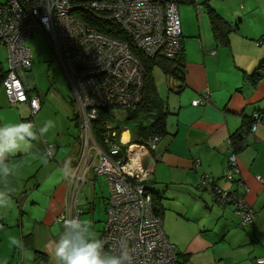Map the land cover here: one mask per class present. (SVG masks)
Here are the masks:
<instances>
[{
	"label": "crops",
	"instance_id": "1",
	"mask_svg": "<svg viewBox=\"0 0 264 264\" xmlns=\"http://www.w3.org/2000/svg\"><path fill=\"white\" fill-rule=\"evenodd\" d=\"M194 1L201 11L187 0L178 1L186 4L178 5L184 75L182 81L176 79L178 85L169 93L170 114L157 154L141 155L147 174L143 185L159 202L163 229L175 247L179 264H254V258L264 256V183L257 178H264V66L260 67L264 65V40L255 43L264 35V0ZM209 9L231 27L224 43L213 35ZM204 90L209 91L210 101L193 105L192 101ZM33 94L40 97L38 92ZM46 106L42 103L38 112ZM254 114L261 117L255 123L256 129L244 134L240 147H235L229 140L234 141L235 134L251 127ZM29 115L28 104H9L1 86L0 128L23 123ZM36 116V138L30 140V148L0 160V168L10 170L8 175L0 172V246L9 242L7 249L17 256L13 239L25 242L41 236L48 252L35 256L34 264H48L50 260L58 264L55 250L62 235H53L52 227L69 220L75 205L67 177L57 176L54 184L49 180L57 165L73 170L74 163L72 159L65 162L68 157L59 163L57 146L54 160L48 162L43 155L44 143L37 136L44 123L37 122ZM129 130L132 135L130 127ZM232 152L237 159L238 178L247 188L241 191L239 186V191L255 213L251 226H241L231 206H217L198 187L204 174L212 176L224 189L234 187L225 179L227 157ZM94 179L93 185H84H88L85 207L76 206L82 211L79 220L90 223L93 230L95 184L99 177ZM39 188L43 197L36 200L34 192ZM196 208L199 212L190 241L184 239L183 230L167 227L178 223L177 218L190 220L189 214ZM205 211H209V219L201 224L198 220ZM87 212L90 215L86 216ZM62 215L66 218L59 220ZM22 256L24 259V250ZM16 262L15 258L12 264ZM0 264H5L3 259Z\"/></svg>",
	"mask_w": 264,
	"mask_h": 264
},
{
	"label": "built area",
	"instance_id": "2",
	"mask_svg": "<svg viewBox=\"0 0 264 264\" xmlns=\"http://www.w3.org/2000/svg\"><path fill=\"white\" fill-rule=\"evenodd\" d=\"M36 30L46 37L74 92L78 132L72 151L76 155L73 171L65 170L71 181L72 205L87 182L93 185L95 177H104L109 192L100 235L103 250L119 254L127 248L131 264H179L162 217L153 210L152 194L142 183L147 174L141 155L157 154L159 137L152 135L145 143L134 141L128 126L120 128L115 120L100 115L102 109L124 111L139 104L145 75L142 56L171 58L178 54L181 21L177 1L0 0V46L6 48L8 61L1 86L9 104H28L30 116L25 122L33 126L41 102L32 94L34 86L27 77L33 54L25 41ZM208 101L209 91L204 90L192 104ZM98 120L102 132H96ZM259 120L254 114L247 133L254 132ZM125 131L130 137L122 143ZM44 146V154L52 157L53 145L44 142ZM238 176L232 152L227 157L225 179L234 187L224 189L204 174L199 189L217 206H231L241 226H251L255 213L241 194L247 188ZM257 178L264 183V178ZM81 212L74 206L69 220L79 219ZM65 218L62 215L59 220ZM253 263L264 264V256L254 258Z\"/></svg>",
	"mask_w": 264,
	"mask_h": 264
},
{
	"label": "rangeland",
	"instance_id": "3",
	"mask_svg": "<svg viewBox=\"0 0 264 264\" xmlns=\"http://www.w3.org/2000/svg\"><path fill=\"white\" fill-rule=\"evenodd\" d=\"M184 4V2L178 3V5L181 6H183ZM198 6L200 7V5ZM197 11H201V9L198 8ZM179 16L181 17L180 11ZM258 40L264 39L259 38ZM25 44L31 48L33 54L32 66L27 72V76L30 82H32V85L35 87V89L32 91V94L33 92L35 94H37L38 92L40 96V101L42 102V100H44L42 102L43 105H47L46 108H42L40 112L35 114L37 115V122L44 123V126L46 124L48 125V130L43 134L40 133L39 130L41 127H39V130H37L38 139L42 143H44L45 141L52 143L54 147L53 155L55 152V147H58L56 159L57 161H59V163H62L65 157H68L65 160V162H68L70 159H73L76 155V152L72 151V147L74 139L73 137H75L78 132L75 117L76 108L74 105V92L65 76L61 64L51 51L46 37L39 30L34 31V33L26 39ZM7 66V50L4 46H0V67L4 71L7 69ZM150 75L152 83L155 86L156 95L161 101L162 107L169 108V93L170 91L176 89L178 85L177 80L164 74L163 71L157 66L152 68V70L150 71ZM110 115L114 116V120L118 122L120 128L131 126V124H126L125 122V118L127 115L125 111L112 110L110 111ZM129 132L131 134V130ZM125 137L126 134L123 135L122 142L126 139ZM131 138H133V128ZM43 155L46 159L49 160L48 162L54 160L53 155L52 157H48L45 154ZM65 168V166L62 167L57 165V167L53 170V176L51 180H49L50 183L54 184L53 181L57 176L65 178ZM72 171L73 170H70V168L66 170V172L68 173ZM95 186L97 193L94 195L93 202V211L95 219V230L93 231L94 235L98 236V233L100 234V231H102L103 229L104 222L106 219L105 202L107 200V194L109 192L108 181L104 177H100L99 180L96 181ZM87 188L88 185L83 187L79 202L75 203V207H79V205H83L82 207H85V193H87ZM34 196L36 200H40L43 197L41 188L34 192ZM198 209L199 208H196L194 212H190V220L177 218L178 223L169 224L167 227L174 230H183L185 234L184 239L190 241V239L192 238V231L195 229L194 220L197 212H199ZM37 214L40 217V210L38 209ZM88 214L90 215L89 212H87L85 215L88 216ZM81 215L82 214H80V216ZM208 219L209 211H205L202 212V217L198 221H201L202 224L204 220ZM52 228L54 230L53 235H63L64 224L61 225L59 223H56ZM8 245L9 242H3V245L0 246V259H3L5 264H12L15 261V258L17 260L15 264H21V262L22 264H34V261H36L35 256H40L39 253L46 254L45 252H48L46 250V241L41 236L38 238V240H25V242L23 240H21L20 242L18 241V244H16L17 256H15L14 254L15 258L12 252L7 249ZM36 248L37 250H39L38 253L35 252ZM22 250H24L25 252L24 259L23 256L21 257ZM48 264L55 263L50 260Z\"/></svg>",
	"mask_w": 264,
	"mask_h": 264
},
{
	"label": "trees",
	"instance_id": "4",
	"mask_svg": "<svg viewBox=\"0 0 264 264\" xmlns=\"http://www.w3.org/2000/svg\"><path fill=\"white\" fill-rule=\"evenodd\" d=\"M176 1L178 2L180 0H176ZM187 1L190 4H194V5L197 4L194 0H187ZM195 8L198 9L200 7L197 6ZM208 19L210 21V26L213 35L221 42L223 43L226 42L227 35L231 31V27L229 25L227 26L224 19L218 14H216V12H214L212 9H209ZM184 56L185 55L183 51L182 40H181V48L178 54L175 55L174 57L166 58L159 56V57L150 58L148 56H142V62L145 68V75L143 78L141 101L135 107L124 110L127 113L125 122L126 124H131L130 128L131 129L133 128L134 141L140 139L143 143H145V141L147 142L149 140L150 136L156 135L159 137L158 140L159 142L161 140V137L166 134V119L167 116L170 114V111L168 107L167 108L162 107L161 101L156 95L155 86L153 85L150 77L151 76L150 71L152 70L153 67L157 66L167 76L172 77L175 80L177 79L179 81L180 80L182 81L184 75ZM263 66L264 65L261 64L260 67ZM4 75L5 73L0 67V88L2 85V80L4 78ZM100 115L103 118L106 117L111 120H114L113 116L110 115V111H108L107 109H102L100 111ZM34 121H35V116H34ZM248 128L245 127L243 128V130H241L239 134H235L234 141L230 140L231 144L234 145L235 147H240V141L243 138V135L247 134ZM95 129L96 132L103 131V124L101 123L100 120H98L95 123ZM99 136H101V134H99ZM152 199H153L154 212L161 215V208L159 202L156 201L153 195H152Z\"/></svg>",
	"mask_w": 264,
	"mask_h": 264
},
{
	"label": "clouds",
	"instance_id": "5",
	"mask_svg": "<svg viewBox=\"0 0 264 264\" xmlns=\"http://www.w3.org/2000/svg\"><path fill=\"white\" fill-rule=\"evenodd\" d=\"M48 125L40 128L43 134ZM36 138V132L31 122L7 125L0 128V160L18 150L30 148V140ZM7 167L0 168L4 175L9 174ZM12 244H18L13 239ZM104 242L94 235L92 226L87 221L71 219L64 221V233L57 243L55 255L58 264H131V255L127 248L119 254L105 252Z\"/></svg>",
	"mask_w": 264,
	"mask_h": 264
},
{
	"label": "bare ground",
	"instance_id": "6",
	"mask_svg": "<svg viewBox=\"0 0 264 264\" xmlns=\"http://www.w3.org/2000/svg\"><path fill=\"white\" fill-rule=\"evenodd\" d=\"M124 134H126V137H125L126 139L122 143H127L128 142V139H129V133L127 131H125L123 134H121V141H122V138H123V135Z\"/></svg>",
	"mask_w": 264,
	"mask_h": 264
}]
</instances>
